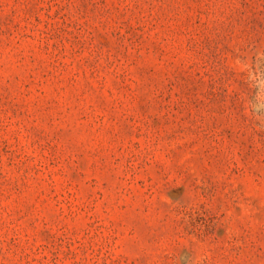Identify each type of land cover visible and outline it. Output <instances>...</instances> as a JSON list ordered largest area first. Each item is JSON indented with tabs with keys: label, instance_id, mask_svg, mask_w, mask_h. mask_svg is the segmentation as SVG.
I'll return each instance as SVG.
<instances>
[{
	"label": "rangeland",
	"instance_id": "rangeland-1",
	"mask_svg": "<svg viewBox=\"0 0 264 264\" xmlns=\"http://www.w3.org/2000/svg\"><path fill=\"white\" fill-rule=\"evenodd\" d=\"M0 264H264V0H0Z\"/></svg>",
	"mask_w": 264,
	"mask_h": 264
}]
</instances>
